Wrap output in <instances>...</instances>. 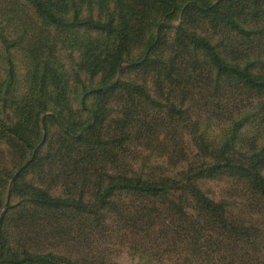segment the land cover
I'll use <instances>...</instances> for the list:
<instances>
[{"label":"trees","instance_id":"16d2710c","mask_svg":"<svg viewBox=\"0 0 264 264\" xmlns=\"http://www.w3.org/2000/svg\"><path fill=\"white\" fill-rule=\"evenodd\" d=\"M122 254L264 264V0H0V264Z\"/></svg>","mask_w":264,"mask_h":264},{"label":"rangeland","instance_id":"374dc122","mask_svg":"<svg viewBox=\"0 0 264 264\" xmlns=\"http://www.w3.org/2000/svg\"><path fill=\"white\" fill-rule=\"evenodd\" d=\"M211 188L214 191V193H212V195L216 196L217 195V191H218V187H216L215 185H212ZM117 262H118V264H137V261L135 259L130 258L126 254H122L118 258Z\"/></svg>","mask_w":264,"mask_h":264}]
</instances>
